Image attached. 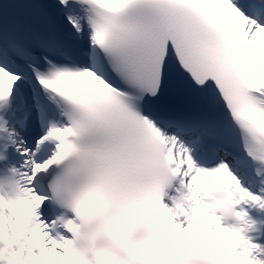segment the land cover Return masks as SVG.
Listing matches in <instances>:
<instances>
[{"label": "snow or ice", "instance_id": "6c2138e0", "mask_svg": "<svg viewBox=\"0 0 264 264\" xmlns=\"http://www.w3.org/2000/svg\"><path fill=\"white\" fill-rule=\"evenodd\" d=\"M0 264H264V0H0Z\"/></svg>", "mask_w": 264, "mask_h": 264}]
</instances>
